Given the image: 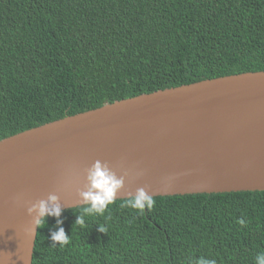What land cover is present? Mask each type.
Here are the masks:
<instances>
[{
    "label": "trees",
    "instance_id": "16d2710c",
    "mask_svg": "<svg viewBox=\"0 0 264 264\" xmlns=\"http://www.w3.org/2000/svg\"><path fill=\"white\" fill-rule=\"evenodd\" d=\"M264 70V0H0V139L105 103ZM116 199L53 245L37 228L31 264H255L264 190ZM243 220V225L239 223ZM98 225L106 228L98 231Z\"/></svg>",
    "mask_w": 264,
    "mask_h": 264
},
{
    "label": "water",
    "instance_id": "95a60500",
    "mask_svg": "<svg viewBox=\"0 0 264 264\" xmlns=\"http://www.w3.org/2000/svg\"><path fill=\"white\" fill-rule=\"evenodd\" d=\"M97 160L128 173L116 199L141 187L152 197L264 190V70L114 100L0 139V264H31L27 208L49 194L63 209L80 206Z\"/></svg>",
    "mask_w": 264,
    "mask_h": 264
},
{
    "label": "clouds",
    "instance_id": "9594fccd",
    "mask_svg": "<svg viewBox=\"0 0 264 264\" xmlns=\"http://www.w3.org/2000/svg\"><path fill=\"white\" fill-rule=\"evenodd\" d=\"M127 175L128 173L124 172V175L118 177L107 163L100 160L95 161L86 170V190L78 192L82 201L80 204L82 211L77 215L73 225L86 227L84 222L86 216H103L108 210V206L115 202L118 193L124 187ZM154 204L155 200L152 195L141 187L136 190L134 195L127 196L121 206L143 212L145 208L152 209ZM62 212L63 207L56 194H49L46 200H40L27 208V214L33 218L34 230L41 228V225L46 226L48 217L55 218L56 230L51 232L53 245L57 242L61 245L69 243V235L66 234L62 226L63 220L60 218ZM239 223L243 225V220H240ZM98 231L105 233L106 228L103 225H98ZM194 264H216V261L199 257ZM255 264H264V252L256 255Z\"/></svg>",
    "mask_w": 264,
    "mask_h": 264
}]
</instances>
